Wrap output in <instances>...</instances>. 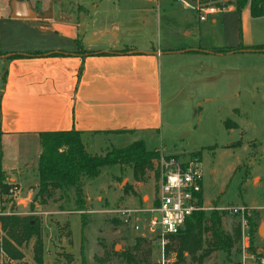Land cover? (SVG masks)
<instances>
[{
  "label": "rangeland",
  "instance_id": "rangeland-1",
  "mask_svg": "<svg viewBox=\"0 0 264 264\" xmlns=\"http://www.w3.org/2000/svg\"><path fill=\"white\" fill-rule=\"evenodd\" d=\"M33 1L39 2V10L55 18L78 16L87 32L93 28L111 33L117 27L118 37L123 33L121 28L126 27L124 22L131 18H149V28L145 31L160 33L161 36L171 31L182 34L186 27L198 28L201 8L211 6L228 10L232 6L233 12L223 10L213 17L221 19L226 15L225 18L235 19L239 24L240 39L264 43V17L243 18L244 14L247 15L248 5L238 13L234 7L235 0H199L198 10L185 7L180 0H32L35 6L37 4ZM3 3L7 2L4 0ZM131 27L137 28L135 31L140 35L144 32L142 24ZM209 58L203 62V67L198 63L197 83L178 86L181 101L188 98L187 110L179 108L175 119H167L171 130L165 136V153L174 154L183 161L199 160L203 170L202 201L208 202L210 207H244L246 216L254 225L252 241L248 228L246 238L236 245L229 259L224 253L216 252L203 264H264V231L261 236L258 233L259 227H264V53H236ZM227 124L235 127L229 128ZM3 153L7 157L10 152L4 150ZM123 171L121 174L117 166L107 167L95 179H86L84 211L76 210L72 192L57 191L54 201L40 205L35 201L38 182L32 178V175L37 178L36 170L23 171L20 178L28 176L26 181L10 183L6 179L9 191L0 193V216L38 219L43 243L42 264H69V256L73 260L70 264H81L82 259L94 264V257L103 255V246L111 253H119L131 249L137 238L151 242L150 264H167L159 240L147 228L142 213L136 214L129 225L123 224L118 217L120 210L151 206L158 182L151 173V177L147 176L136 186L135 199L125 203V197H120L122 189L135 185L126 178L128 170ZM113 176H119L116 182ZM225 212L222 222L227 232L231 233L237 225L241 227L240 214ZM82 214L86 221L83 229ZM3 236L0 228V246ZM33 244L34 238L20 247L25 264H35ZM251 247L255 254L250 253ZM257 254L261 256L259 259ZM184 257L180 264H197L187 254ZM167 258L168 264H172L175 254L169 253ZM120 262V258L111 256L107 264ZM0 264L19 262L8 260L0 250Z\"/></svg>",
  "mask_w": 264,
  "mask_h": 264
},
{
  "label": "crops",
  "instance_id": "crops-1",
  "mask_svg": "<svg viewBox=\"0 0 264 264\" xmlns=\"http://www.w3.org/2000/svg\"><path fill=\"white\" fill-rule=\"evenodd\" d=\"M3 1L0 0V155L10 183L26 181L28 176L20 178V173L36 170L41 133L79 132L91 155L138 141L149 152L171 155L165 153V136L171 130L167 119H175L179 108L187 110L188 98L181 101L178 86H193L199 81L198 63L203 67L209 57L236 54L213 50L264 46L240 39L238 21L226 15L221 19L208 16L211 19L202 23L199 20L197 29L186 27L182 34L171 31L165 36L145 31L149 18L139 16L126 20L118 37L117 27L111 33L93 28L87 32L78 16L55 18L39 10L38 1H33L35 6L32 0ZM180 1L185 7L200 8L199 0ZM222 11L231 13L234 8L218 10ZM16 14L22 18H15ZM248 16L249 8L243 18ZM135 24L144 27L142 35L131 27ZM4 150L10 152L7 157ZM117 167L121 174L123 169L128 170L126 178L133 181L135 186L131 187L136 193V186L142 182L134 181L131 168ZM147 176L151 177V173ZM118 177L113 176V181ZM32 178L38 182L35 176ZM123 189L120 197H125V203L135 199L136 195L124 194ZM202 203L209 209H230L210 207L205 200ZM143 221L147 226L145 216Z\"/></svg>",
  "mask_w": 264,
  "mask_h": 264
},
{
  "label": "trees",
  "instance_id": "trees-1",
  "mask_svg": "<svg viewBox=\"0 0 264 264\" xmlns=\"http://www.w3.org/2000/svg\"><path fill=\"white\" fill-rule=\"evenodd\" d=\"M245 5H248L249 15L252 19L264 17V0H235L234 2L235 10L238 13ZM245 50L260 52L264 51V46L247 49L244 47L225 48L212 52L237 53ZM14 57L23 56L15 55ZM232 127L235 125L229 126V128ZM39 139L41 153L36 167L38 190L35 201L40 205L54 201L57 191L72 192L76 210L84 211L86 209L84 181L95 179L107 167L124 166L131 168L133 179L136 182H144L148 173H152L156 181L159 179L157 164L161 154L158 151H147L142 141L122 149H112L105 154L91 155L86 151L80 133L74 130L41 133ZM6 179L7 176L2 169L0 155V193L7 194L9 191ZM123 192L124 194L131 192V194L136 195L130 186L124 187ZM199 202L201 205V194L199 195ZM225 214V211L215 209L209 214H206L205 211L194 212L186 219L183 227L176 234L167 237L168 242L164 246L165 263H169L167 258L169 253L175 254V261L172 264L183 262L185 260L184 254H187L191 261L197 264H203L207 258L216 252L224 253L229 259L236 245L241 242L242 232L240 225H237L231 233L223 228L222 219ZM245 219L252 233L250 239L252 241L254 225L246 214ZM80 220L83 229L86 226L84 214L80 216ZM0 228L4 234L1 239L0 250L8 260L25 264L20 247L34 238L33 260L35 264H42L43 243L38 219L19 215H2L0 216ZM249 251L251 254H255L252 247ZM111 256L120 258V264H150L152 257L151 242L144 238H137L131 249L119 253L114 251L111 253L103 246V255L101 257L95 256L94 264H107L110 262ZM256 257L259 259L261 256L257 254ZM71 259L69 256V262ZM81 264L89 263L82 259Z\"/></svg>",
  "mask_w": 264,
  "mask_h": 264
},
{
  "label": "built area",
  "instance_id": "built-area-1",
  "mask_svg": "<svg viewBox=\"0 0 264 264\" xmlns=\"http://www.w3.org/2000/svg\"><path fill=\"white\" fill-rule=\"evenodd\" d=\"M218 10L211 6L201 8L199 20L204 22L208 16L217 14ZM157 165L159 179L153 204L147 208L123 209L118 213L122 223L126 225L133 221L136 214L142 213L147 219L148 229L159 240L158 244L164 258L167 237L176 234L194 212L206 211L209 208L204 207L203 203L200 205L199 202L203 180L200 161L191 159L180 161L173 155L161 154ZM227 211L230 214H240L242 238L245 239L248 229L245 208H230Z\"/></svg>",
  "mask_w": 264,
  "mask_h": 264
},
{
  "label": "water",
  "instance_id": "water-1",
  "mask_svg": "<svg viewBox=\"0 0 264 264\" xmlns=\"http://www.w3.org/2000/svg\"><path fill=\"white\" fill-rule=\"evenodd\" d=\"M188 3L191 4V5H193V6L196 5L195 2L188 1ZM14 17H15V18H22V16H19V15H17V14H16ZM23 17H25V16H23ZM31 17H32V16H31ZM263 231H264V227H263V226H260V227H259V230H258V233H259L260 236L263 234Z\"/></svg>",
  "mask_w": 264,
  "mask_h": 264
}]
</instances>
